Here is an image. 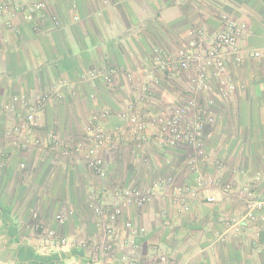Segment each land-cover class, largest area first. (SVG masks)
Instances as JSON below:
<instances>
[{
  "label": "crops",
  "instance_id": "obj_1",
  "mask_svg": "<svg viewBox=\"0 0 264 264\" xmlns=\"http://www.w3.org/2000/svg\"><path fill=\"white\" fill-rule=\"evenodd\" d=\"M14 1H44L47 9L33 20L18 12L11 25L9 15L0 14V264H124L120 255L94 260L75 245L96 231L91 192L100 195L118 184L149 188L171 175L175 186L124 216L146 229L136 254L141 264L158 256L175 264H264V220L238 232L228 231L224 222L244 213L238 193L246 183L252 182L255 198L264 193V60L250 56L264 51V0ZM226 18L247 25L239 41L246 61L229 67L237 91L218 99L207 145L211 160L201 171L222 174L232 185L228 195L213 184L210 193L190 198L185 212L175 202V188L193 184L194 177L181 165L180 154L153 145L143 150L128 135L113 138L117 151H102L104 179L94 177L81 157H54L27 143L51 133L75 142L84 137L90 119L104 111L109 117L102 123L112 134L125 127L119 115L145 87L152 96L140 106L153 114L186 102L189 96L173 85L174 79L152 75L151 62L200 37L210 42L225 28ZM103 68L113 75L111 83L89 79L91 71ZM43 95L49 102L37 113V130L14 143L8 132L27 113L23 101L31 105ZM218 159L226 161L223 171L213 165ZM209 194L215 203L205 201ZM63 213L67 219L61 223L57 216ZM51 232L69 243L58 245Z\"/></svg>",
  "mask_w": 264,
  "mask_h": 264
},
{
  "label": "built area",
  "instance_id": "obj_2",
  "mask_svg": "<svg viewBox=\"0 0 264 264\" xmlns=\"http://www.w3.org/2000/svg\"><path fill=\"white\" fill-rule=\"evenodd\" d=\"M46 9L47 4L44 1L22 5L14 0H0V14L9 15L10 25V21L18 12L26 13L27 18L33 20L37 14ZM54 21L60 26L58 20L54 19ZM246 30L245 23L226 18L225 28L216 33L210 42L200 37L175 54L152 60L151 70L155 75L161 73L169 77L180 74L187 76V90L190 97L186 102L173 105L160 114H153L144 105L140 106L152 96L151 90L145 87L139 91L136 103H130L128 110L120 113V118L125 121V127L116 128L112 134L102 123L109 117V112L104 111L90 119L81 140L67 142L58 134L51 133L47 137H36L32 142L27 143L54 157L58 155L81 157L94 177L104 179L107 176V168L102 151L107 147L117 151L118 146L113 144V138L128 135V140L143 150L146 146L153 145L156 150L174 151L180 154L181 165L194 177L193 184L175 188V202L181 205L185 212L190 211L189 199L199 198L203 191L210 193L213 184L222 188L223 193L228 195L232 185L223 175H206L202 173L201 166L211 160L207 145L216 124L215 109L218 99H228L237 91V84L230 75L229 67L241 66L246 61L239 46L241 36ZM250 56L258 61L264 60V51H253ZM89 79L111 83L113 75L103 68L91 71ZM14 101L18 102L19 99ZM23 102L27 106V113L21 124L8 132L9 138L13 139L14 143L37 130L39 126L37 113L43 110L49 102V97L40 96L31 105L27 101ZM213 165L217 171H223L226 161L218 159ZM21 167L25 169L24 164ZM175 182L176 177L171 175L158 178L149 188L118 184L112 189L104 190L100 195L92 191L89 197L96 217V231L89 240L80 241L75 245L94 260L116 258L120 255L124 264H141L136 254L140 248L139 240L145 235L146 229L138 227L133 221H124V216L129 210L145 207L159 196V192L162 191L163 194L168 186H175ZM255 182L261 184L262 178L257 177ZM251 183H246L243 190L238 193L245 203L242 216L224 220L228 231L238 232L259 219L264 220V193L261 198H255ZM205 201L215 203L217 199L209 194ZM66 219L65 213L57 216V220L61 223ZM37 221L38 228H43V222ZM50 236L58 245L69 243L67 239H58L53 232ZM159 262L175 264L166 256L156 257L151 264Z\"/></svg>",
  "mask_w": 264,
  "mask_h": 264
},
{
  "label": "rangeland",
  "instance_id": "obj_3",
  "mask_svg": "<svg viewBox=\"0 0 264 264\" xmlns=\"http://www.w3.org/2000/svg\"><path fill=\"white\" fill-rule=\"evenodd\" d=\"M152 75H155V74H153L152 73ZM161 76H164V75H161ZM168 77V78H167ZM166 77V79L169 81V79L170 78H172V79H174L175 81H173L174 82V86H179L181 89H184L185 91H184V94H186L187 96H189L190 97V94H189V92H188V90H187V76L186 75H184V74H180V75H173V77H169V76H167ZM167 81V82H168ZM172 84V83H171ZM188 100H189V98H188ZM182 103H184V102H182ZM181 104V103H180ZM79 140H81V139H79ZM90 208L92 209V211H93V208H92V204H90ZM93 234H94V232H93Z\"/></svg>",
  "mask_w": 264,
  "mask_h": 264
}]
</instances>
